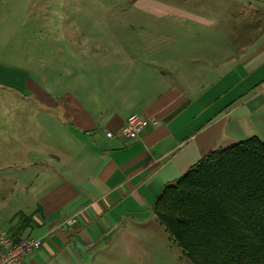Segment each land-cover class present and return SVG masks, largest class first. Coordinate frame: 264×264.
Here are the masks:
<instances>
[{"label":"crops","instance_id":"0c3cea01","mask_svg":"<svg viewBox=\"0 0 264 264\" xmlns=\"http://www.w3.org/2000/svg\"><path fill=\"white\" fill-rule=\"evenodd\" d=\"M176 1L192 11L144 10L156 21L150 44H94L91 58L105 49L117 57L74 76L46 75V94L32 87L46 102L30 110L43 112V148L0 164V230L41 243L21 264L143 255L146 235L169 239L152 213L165 186L210 152L264 141V0ZM163 15L190 21L198 40H160ZM135 114L157 124L133 140L105 136Z\"/></svg>","mask_w":264,"mask_h":264},{"label":"rangeland","instance_id":"374dc122","mask_svg":"<svg viewBox=\"0 0 264 264\" xmlns=\"http://www.w3.org/2000/svg\"><path fill=\"white\" fill-rule=\"evenodd\" d=\"M156 1L0 0V164L23 163L30 149L43 148V112L30 110L46 106L31 90L46 94V75L74 76L80 65L92 70L117 57L112 49H105V54L91 58L94 44H150L157 39L156 21L146 16L145 9H193L185 1ZM162 25L170 31L163 32L160 40H198V35L190 32V21L163 15ZM29 137L38 144L28 145ZM149 235L143 238V255L119 257L110 264H189L165 235L161 240Z\"/></svg>","mask_w":264,"mask_h":264},{"label":"trees","instance_id":"16d2710c","mask_svg":"<svg viewBox=\"0 0 264 264\" xmlns=\"http://www.w3.org/2000/svg\"><path fill=\"white\" fill-rule=\"evenodd\" d=\"M152 213L189 264H264V141L210 152L162 189Z\"/></svg>","mask_w":264,"mask_h":264},{"label":"built area","instance_id":"2783aa9c","mask_svg":"<svg viewBox=\"0 0 264 264\" xmlns=\"http://www.w3.org/2000/svg\"><path fill=\"white\" fill-rule=\"evenodd\" d=\"M157 121L140 115H130L125 123L116 131H108L105 136L109 139L120 138L133 140L147 127L155 126ZM73 223L66 220L65 225ZM40 240L26 238L16 241L7 230H0V264H21L22 261L40 248Z\"/></svg>","mask_w":264,"mask_h":264}]
</instances>
